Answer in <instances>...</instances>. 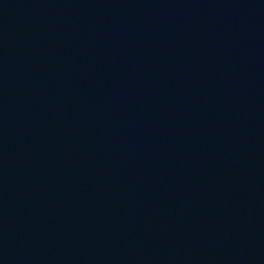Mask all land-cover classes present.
Here are the masks:
<instances>
[{
	"label": "water",
	"instance_id": "water-1",
	"mask_svg": "<svg viewBox=\"0 0 264 264\" xmlns=\"http://www.w3.org/2000/svg\"><path fill=\"white\" fill-rule=\"evenodd\" d=\"M0 264H264V0H0Z\"/></svg>",
	"mask_w": 264,
	"mask_h": 264
}]
</instances>
